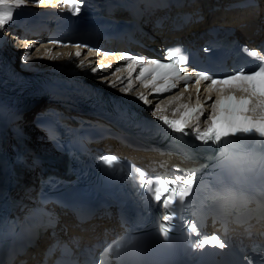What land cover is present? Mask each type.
<instances>
[{
    "label": "snow or ice",
    "instance_id": "1",
    "mask_svg": "<svg viewBox=\"0 0 264 264\" xmlns=\"http://www.w3.org/2000/svg\"><path fill=\"white\" fill-rule=\"evenodd\" d=\"M27 0H0V31L6 24L12 21L14 11L26 4ZM39 3H52V0H38ZM60 4L62 8L67 9L73 16L80 13L82 0H56L55 4ZM53 44L61 47L74 48V52L65 53L66 57H80L82 48L85 45L72 44L60 45L58 41H52ZM27 48L31 49L32 45L28 44ZM89 53L96 50L89 48ZM245 53L259 60L257 68L248 71L240 68L230 74L216 75L206 71H187L189 57L181 47H173L165 52V61L157 59H147L143 56L120 54L114 56V59L126 62L124 69L117 68V72L126 71L128 74V83L120 90L130 92L133 88L132 75L139 68L135 79L139 81L143 88H151L152 93L162 94L176 89L180 82L184 83L183 90L179 95L173 96L167 105L161 106L156 104L152 115L156 117L163 125L172 131L182 135H193L195 139L207 143L215 142L220 138L236 134L237 132H255L264 136V54L259 51H249L246 47ZM45 57L51 60L60 59L61 54H52L51 50L45 52ZM103 56L108 57L110 54L105 52ZM32 59L26 51L22 56V61L27 63ZM85 60H80L78 67H83ZM100 67V66H98ZM97 68L92 71L96 72ZM193 77L195 78L193 80ZM122 78L116 76L111 82L115 87L117 82ZM205 94L201 100V86ZM195 89V103H191L192 89ZM189 94V103H178L184 99V94ZM213 95L215 99H213ZM138 99L145 104L150 101L148 96L143 93L138 94ZM176 103L177 107L173 110L172 115L178 118H170L167 115H161L166 112L168 107ZM210 106V113L206 118V127L201 130L200 127H193V121H199L205 114V106ZM191 130V131H189ZM102 163L109 169H115L120 161L113 155L103 157ZM178 171V170H177ZM142 182L148 186V191L153 194V199L163 208H167L177 198H183L188 192L187 183L181 186L182 177L179 175L174 178H160L155 181L144 180V173H140ZM171 217L164 215L163 221L167 222ZM162 235H166L168 228L162 225L160 227ZM213 243H216L214 240Z\"/></svg>",
    "mask_w": 264,
    "mask_h": 264
},
{
    "label": "bare ground",
    "instance_id": "2",
    "mask_svg": "<svg viewBox=\"0 0 264 264\" xmlns=\"http://www.w3.org/2000/svg\"><path fill=\"white\" fill-rule=\"evenodd\" d=\"M233 1H235V0H205V1H202V2H200L201 3L200 5L203 6V12H204L203 16L205 18H208V17L211 16L210 18L212 20H214V23L217 24V25H224V23H228V21L230 23L232 20L234 21L233 24H226V25H237L239 23V22L238 23L235 22L237 20V18H239L241 16L242 17H247L249 15H252L253 6H250L247 9H245L249 13H245V11L238 10V11L226 14V15H222V8L224 6H226L227 4H229L230 2H233ZM219 7H221V10H218ZM209 11H210V13H208ZM262 21L263 20H258V23L261 24ZM254 22H257V20H255ZM206 23H208L207 19H205L199 25H204ZM194 26H198V25H194ZM157 31H158L157 33L161 34V37H165V38H168V39H171V38L176 37L178 35V34H173L174 32H173V30L171 29V27H170V25L168 23H165L164 26L161 27L160 29H158ZM11 39H14V38L12 37ZM21 43H20V46H22ZM27 44H30V43L24 42V46L25 47L27 46ZM6 45H8V44L5 41V46L4 47H7ZM9 45L11 46V48H13L12 44H9ZM46 48H48V47H46ZM7 49H8V47H7ZM18 50H20V49H18ZM55 52H57V53L58 52L69 53V50L68 49H61V50H56ZM44 54H36V55L32 56V59L30 61H28L27 63L22 61L21 68L26 70V71H31V70H35L36 68H39V67L41 68V67H45V66H48V65H55V64L64 63V61L67 58H69V57L63 56V61L54 62L51 59L46 58ZM79 60L80 59H78V61ZM101 78L106 79L107 76L105 78H104V76H101L99 79H101ZM97 226H96V230L93 233H90L91 236H93L96 233V231L98 230L99 226L98 227ZM40 249H41V246H37L34 249V251L37 252V251H40Z\"/></svg>",
    "mask_w": 264,
    "mask_h": 264
},
{
    "label": "clouds",
    "instance_id": "3",
    "mask_svg": "<svg viewBox=\"0 0 264 264\" xmlns=\"http://www.w3.org/2000/svg\"><path fill=\"white\" fill-rule=\"evenodd\" d=\"M246 133V132H241ZM253 162V156L250 151L246 150L242 145H235L232 149H225L219 164L224 169L243 170ZM227 191L215 193L211 199L223 200L227 196Z\"/></svg>",
    "mask_w": 264,
    "mask_h": 264
},
{
    "label": "rangeland",
    "instance_id": "4",
    "mask_svg": "<svg viewBox=\"0 0 264 264\" xmlns=\"http://www.w3.org/2000/svg\"><path fill=\"white\" fill-rule=\"evenodd\" d=\"M4 40H7V47H8V54H10V56L16 58V60L18 61V64L21 65L22 64V56L24 55V53L27 51L31 57L36 55V54H44L47 50H49L50 48H46L45 45L41 44H32V48L29 49L27 48V46L25 47L23 43H21L20 41L16 40V39H11V37H7L6 35L4 36ZM20 43L22 44V46H20ZM12 44V47L9 45ZM28 45V44H27ZM11 49V50H10ZM20 49V50H18ZM51 50V49H50ZM52 54L55 55L57 52H55L54 50L52 51ZM61 54V58L60 59H55L52 60L54 62H59V61H63V56H64V52H58Z\"/></svg>",
    "mask_w": 264,
    "mask_h": 264
}]
</instances>
